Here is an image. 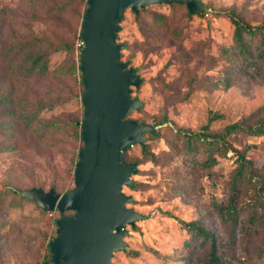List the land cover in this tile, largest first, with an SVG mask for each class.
Instances as JSON below:
<instances>
[{
    "label": "rangeland",
    "instance_id": "374dc122",
    "mask_svg": "<svg viewBox=\"0 0 264 264\" xmlns=\"http://www.w3.org/2000/svg\"><path fill=\"white\" fill-rule=\"evenodd\" d=\"M201 1L202 16H187L184 5L153 4L137 15L127 10L120 23L121 61L141 79L131 96L142 107L128 119L158 123V134H145L151 161L138 145L126 151L138 169L134 188H123L133 200L127 207L146 218L126 227V246L112 264H201L209 241L187 246L195 242L184 223L194 220L213 233L227 264H264V137L226 138V154L207 170L197 164L206 157L203 147L188 153L182 143L184 134H221L264 104V64L234 57L230 17L260 26L264 0ZM86 8L85 0H0V264L50 263L47 241L60 214L16 206L14 199L31 188L64 194L73 187L83 119V87L73 67ZM38 54L47 57L48 73L18 75L25 57ZM27 114H35L29 124L21 119ZM239 155L263 174L241 186L232 229L216 208L228 198Z\"/></svg>",
    "mask_w": 264,
    "mask_h": 264
},
{
    "label": "water",
    "instance_id": "95a60500",
    "mask_svg": "<svg viewBox=\"0 0 264 264\" xmlns=\"http://www.w3.org/2000/svg\"><path fill=\"white\" fill-rule=\"evenodd\" d=\"M86 4L79 33L82 147L73 187L64 194L40 188L21 192L42 211L60 214L56 236L48 243L51 264H112L113 253L126 246V227L146 218L127 207L133 200L123 188L132 186L131 177L138 169L136 163L125 161V153L130 147H143L145 134L155 136L157 130L127 118L142 103L131 96L141 79L121 61L123 45L117 43L124 13L137 15L153 4L185 5L190 15L205 10L201 0H87Z\"/></svg>",
    "mask_w": 264,
    "mask_h": 264
},
{
    "label": "trees",
    "instance_id": "16d2710c",
    "mask_svg": "<svg viewBox=\"0 0 264 264\" xmlns=\"http://www.w3.org/2000/svg\"><path fill=\"white\" fill-rule=\"evenodd\" d=\"M86 1L87 0H85V4ZM204 11L199 15L202 16L204 14ZM187 16L191 17L195 15H190L188 13ZM154 17L159 21L165 20V17H160V16H154ZM230 17H231V22L234 26V31H233V47L235 48L234 57L241 56V59H243L244 61L249 60L250 62H254L255 60L259 59L261 63L264 64V23L260 26L252 27L248 24L242 23L241 21L235 19L232 16ZM77 40H78V46L76 49L78 51V63L77 66L73 68L74 71H78V75H79L78 81H79V85L81 86L79 57H80V50L82 49V43L81 40L79 39V35L77 37ZM251 42L252 43L256 42L257 47L254 51L250 52L251 49L250 46L252 44ZM223 51L225 53V56L230 55L229 54V52L231 51L230 49H224ZM228 60L235 61V59H232L231 57ZM47 73H48V61H47V57L43 54L26 56L24 60V65L20 66L17 69V74L24 78L43 77ZM137 77L139 76L137 75ZM34 118H35V114L33 115L27 114L24 115L21 119L24 123L29 124L33 122ZM76 125L77 124L75 123L74 126ZM157 125L158 123L151 124L153 128H157ZM77 128L79 130L78 139H80L81 123L77 125ZM238 135L248 136V137H264V104L255 111H253L252 113H250L240 122L226 126L221 134H217V135H200L198 133L184 134L182 138V143H183V148L187 150L188 153L196 154L198 150L203 147L204 152L206 153V157L204 161H198L197 164L201 169L207 170L216 165L217 163L216 155L226 154V151L229 148V143L225 139L230 136H238ZM141 154L143 159L148 161L152 160V155L147 151L145 145L141 147ZM125 161L127 162L126 155H125ZM262 169L263 167L260 168L254 167L252 165V162L246 160L244 155H239L237 161V167L231 173L230 181L228 183V192H229L228 198L223 207L216 208V211L218 212L219 216L223 219L224 222L228 224L229 228L234 229L237 225V219L239 214L238 198H239L241 186L245 183H251L254 177H260L263 174V172H260ZM129 188L132 189L134 188V186H131ZM262 188L263 185L261 183L259 189ZM21 192H17L18 195L17 199H14L16 206H21V205L23 206L24 203L35 204L34 201L22 197ZM10 193L14 194L12 191H10ZM35 207L37 210L44 212L36 204ZM184 226L187 229L188 233L191 235V240L195 242V244L193 245H191V243L188 242L187 246L189 248L192 246L194 247L195 245L198 244V242L209 241V251L206 255L205 260L201 264H227L225 261H223V259L221 258L218 252L217 241L213 233L206 231L204 227L195 220L184 223ZM49 241L50 240L47 241V246H46L47 251H49L48 248Z\"/></svg>",
    "mask_w": 264,
    "mask_h": 264
},
{
    "label": "flooded vegetation",
    "instance_id": "af4514ba",
    "mask_svg": "<svg viewBox=\"0 0 264 264\" xmlns=\"http://www.w3.org/2000/svg\"><path fill=\"white\" fill-rule=\"evenodd\" d=\"M70 215H72V214H70ZM49 264H51V262Z\"/></svg>",
    "mask_w": 264,
    "mask_h": 264
}]
</instances>
